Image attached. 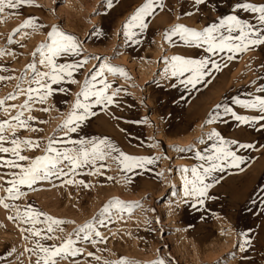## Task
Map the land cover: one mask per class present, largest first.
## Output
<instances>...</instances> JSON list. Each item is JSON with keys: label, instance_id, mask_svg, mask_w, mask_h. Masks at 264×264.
I'll list each match as a JSON object with an SVG mask.
<instances>
[{"label": "rangeland", "instance_id": "obj_1", "mask_svg": "<svg viewBox=\"0 0 264 264\" xmlns=\"http://www.w3.org/2000/svg\"><path fill=\"white\" fill-rule=\"evenodd\" d=\"M133 2L112 0L109 5L107 0H32L35 6L6 9L0 14V52L4 53L0 55V76L10 77L0 80V101H4L0 105V123L17 125L13 117L21 112V119L26 121L25 127H8L5 123L4 147L11 148L12 139L33 140L40 147L28 148L22 144L21 155L34 159L45 154L52 137L57 140L107 138L127 155L156 161L144 168L122 171V166L110 156L97 161L95 166L81 167L74 174L52 176L31 188L21 186L24 194L18 200H11L4 189L11 186L8 181L20 169L4 165V161L15 157L0 153V165H3L0 198L9 204L8 209L0 206V264L37 262L38 253L33 250L38 238L24 231L30 225L9 219L16 216L17 209L23 212L26 206L65 221L59 226L63 232L54 233L58 237L75 238V230L86 223H93L101 233L100 237L93 235L96 243L80 240L75 246L81 253L61 264H114L119 260L129 264H156L159 260L164 264H264V130L223 115V106L232 108L238 115H258L255 110L239 107L234 100L264 95L257 91L264 87V45L234 54L232 60L227 59L228 53L213 56L219 70L213 69L195 87L181 84L170 73L164 75L168 66L165 60L172 56L196 59L206 56L202 49L185 45L178 36L166 41V31L175 25L202 30L229 15L259 27L257 14L235 10V5L259 6L264 0H206L201 5H196L194 0H162L163 7L157 6L146 19L147 29L133 28L135 35L128 40L123 34L124 25L145 0ZM28 17L36 18L43 27L22 29L13 35ZM53 26L76 37L82 46L81 55L62 56L57 63L85 57L88 61L74 72L71 79L77 83L66 78L53 85L54 91L44 103L29 101L31 110H27L21 107L27 95L20 89L37 87L31 82L34 74L28 67L30 64L36 63L39 71L48 70L32 53L48 40L47 33ZM103 63L123 68L127 73L126 77L105 73L112 85L108 93L120 89L114 103L95 105L92 109L95 115L83 122L77 132L65 137L60 129L77 93L90 73L98 71ZM217 105L221 107L217 109ZM216 112L221 113L220 118L207 124L209 114ZM213 130L225 139L254 147L237 151L245 161L239 168L214 173L218 182L206 181L213 183V187L203 205H198L184 197L180 169L200 163L195 152L210 147L213 141H208L207 135ZM200 139L205 144H200ZM190 146L192 151H176ZM54 147L72 145L56 143ZM18 163L26 166L28 161ZM64 170L67 172L68 168ZM68 179L74 182L65 183ZM116 199L124 204L139 202L141 207H134L130 214L111 209L109 214L101 215ZM101 219L103 225L99 224ZM36 227L43 229L46 225ZM60 242L40 240L45 246Z\"/></svg>", "mask_w": 264, "mask_h": 264}, {"label": "snow or ice", "instance_id": "obj_2", "mask_svg": "<svg viewBox=\"0 0 264 264\" xmlns=\"http://www.w3.org/2000/svg\"><path fill=\"white\" fill-rule=\"evenodd\" d=\"M107 3L111 5L112 0H107ZM194 3L201 5L205 4L206 0H194ZM21 6L31 7L35 5L32 4V0H0V14H3L6 9H19ZM157 6L163 7L162 0H145L142 6L130 17L124 25L123 33L128 40H131L135 35L132 31L133 28L147 29L148 24L145 21L153 15ZM235 10L257 14L256 18L259 27L238 18L236 15H229L220 18L218 23H212L202 30L191 29L184 25H175L171 30L166 31L164 33L166 41H172L174 36H178L185 45L195 49H202L206 56L201 59L186 58L179 55L172 56L165 60L168 66L164 69V75L167 77L170 73V76L179 80L181 84L195 87L206 75H211L213 69L219 70L220 66L212 59L213 56L228 53L227 59L232 60L234 54L243 53L255 46L264 45V4L258 6L253 3H238L235 5ZM38 27H43V25H38L36 18L28 17L14 30L13 35L21 32L22 29L32 28L35 30ZM47 37L48 40L41 44L32 55L35 59H38V63L41 66L48 70L39 71L36 63L30 64L28 67L34 74L31 82L37 87L20 89V91L27 95V101L21 106L27 110H31L29 101L35 100L39 103H44L52 95L54 91L53 85L61 83L66 78L71 83H77L76 80L71 78L74 72L83 67L88 61V57H85L80 61L57 63L58 58L62 56L81 55V43L76 37L64 33L56 26L51 28V31L47 33ZM11 42L12 39L9 37V43ZM3 54V52H0V55ZM93 59L99 58L93 57ZM105 73L127 76L123 68L113 66L110 63H103L99 66L98 71L90 73L77 93L71 112L61 126L60 130L64 132L65 137H69L71 133L77 132L83 122L95 115V112L92 111L95 105H112L114 103V97L119 93L120 89L117 88L111 94L108 93L112 85L107 82ZM181 77H184V79H181ZM8 78L10 77L0 76V80ZM257 91L264 94V87H259ZM34 93L36 94L35 97ZM9 98L15 99L16 97L10 96ZM3 103L4 101H0V105H3ZM234 103L243 109L255 110L258 115L251 117L238 115L228 106H223V115H231L240 124L258 125L261 130H264V95H257L247 100L237 98L234 100ZM220 107L221 105L216 106L217 109ZM42 110L47 111V109ZM21 116H23V112L13 117L17 121V125H12L9 122L5 123L8 124V127H25L26 121L22 120ZM220 116L221 113L219 112L215 114L210 113L206 123L212 124ZM29 119L33 118L29 117ZM5 123H0V153H11L15 159L6 160L3 164L20 169L18 173L13 174L14 178L8 181L11 186L4 189L7 193V199L18 200L24 194L20 190L21 186L31 188L38 181L49 180L52 176L60 177L74 174L77 169L89 165L95 166L97 161H104L110 156L114 162L122 166V171L144 168L146 165L156 162L153 158L127 155L119 151L107 138L97 140L70 138L57 140L55 137H52L45 148V154L30 159L27 156L21 155V145L23 144L28 148H39V143L33 140L12 139L10 141L12 147H4L2 142L5 140L3 136ZM207 140L213 141L210 147L195 152V158L200 163L190 168L183 167L180 169L184 197L191 198L194 204L198 205H203L204 200L209 197V189L213 187V183L206 181L212 180L218 182L213 175L214 173L223 172L228 168H239L245 161L242 156L237 154V151L254 147L252 144L225 139L220 132L215 130L208 133ZM198 142L205 144L204 139H200ZM56 143H66L72 145V147L56 148L54 147ZM176 151H192V147L190 146L187 149L178 148ZM114 152H117L118 155L112 156ZM18 161H28V164L26 166L21 165ZM101 166L103 167V165ZM65 167L68 168L67 172L64 170ZM73 182L72 179L65 181L68 184ZM79 183L83 184L84 182L80 181ZM0 206H3L5 209L9 208V204L5 203L3 198H0ZM134 207H141V205L139 202L135 205L124 204L122 201L116 199L104 208L101 215L109 214L111 209H116L117 212L127 211L130 214ZM42 216L43 220L40 219ZM9 219L20 220L22 223L30 225L24 231L38 238L33 250L38 253L36 264H61V261L67 260L69 257H76L81 253V249L75 246L80 240H91L92 243H96L97 241L92 239L93 235L95 237L101 236V233L95 230L93 223H86L75 230V238L72 235L58 237L54 233L57 230L63 232V229L59 226L64 224L65 221L36 211L31 206H26L23 212L17 209L16 216L9 217ZM38 224H45L46 227L43 229L37 228ZM99 224L103 225L104 220H99ZM81 233L84 234L82 237ZM42 239H59L61 242L58 245L45 246L40 243ZM246 243H250V241H246ZM89 255L92 254L89 253ZM114 264H129V262L119 260L114 262ZM156 264H164V261L159 260Z\"/></svg>", "mask_w": 264, "mask_h": 264}, {"label": "bare ground", "instance_id": "obj_3", "mask_svg": "<svg viewBox=\"0 0 264 264\" xmlns=\"http://www.w3.org/2000/svg\"><path fill=\"white\" fill-rule=\"evenodd\" d=\"M131 1H132V2H133V1H134V2H135V1L138 2V0H131ZM134 2H133V3H134ZM128 3H129V2H128ZM128 3L125 4L123 7H126L127 5H129ZM135 3H136V2H135ZM164 6H165V5H164ZM166 7L168 8V3L166 4ZM165 9H166V8H165ZM184 9H185V8H184ZM183 13H185V12H183ZM235 193H236V192H235Z\"/></svg>", "mask_w": 264, "mask_h": 264}]
</instances>
